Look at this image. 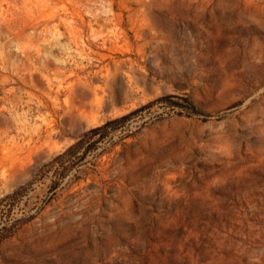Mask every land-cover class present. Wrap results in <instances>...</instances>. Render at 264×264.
I'll return each mask as SVG.
<instances>
[{"label": "rangeland", "instance_id": "obj_1", "mask_svg": "<svg viewBox=\"0 0 264 264\" xmlns=\"http://www.w3.org/2000/svg\"><path fill=\"white\" fill-rule=\"evenodd\" d=\"M0 264H264V0H0Z\"/></svg>", "mask_w": 264, "mask_h": 264}, {"label": "trees", "instance_id": "obj_2", "mask_svg": "<svg viewBox=\"0 0 264 264\" xmlns=\"http://www.w3.org/2000/svg\"><path fill=\"white\" fill-rule=\"evenodd\" d=\"M162 100H165V101H167L168 103H170V104H172V105H175V106L181 107V108L187 110L188 112H194V110H195L194 107H193V105H192L191 103H189L188 100H184V101L187 103V105H183V104H181V103H175V102H173V101H172V100H173V96H167V97H164ZM124 119H125V117H122V118L117 119V120H115V121H121V120H124ZM110 123H111V122H110ZM108 124H109V123H107L106 125H108ZM106 125L101 126V127H97V128H94V129L90 130L88 133L84 134L83 137L85 138V137H87L89 134H95V133H97V132L103 130V129L106 127ZM84 138H82L81 141H79V142H77L75 145H73L71 149L76 148V147H79V146L83 143V139H84Z\"/></svg>", "mask_w": 264, "mask_h": 264}]
</instances>
